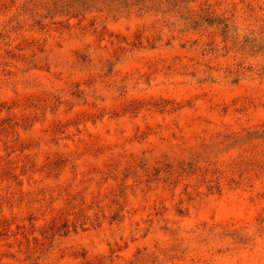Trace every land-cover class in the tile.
Wrapping results in <instances>:
<instances>
[{
    "label": "rangeland",
    "instance_id": "rangeland-1",
    "mask_svg": "<svg viewBox=\"0 0 264 264\" xmlns=\"http://www.w3.org/2000/svg\"><path fill=\"white\" fill-rule=\"evenodd\" d=\"M0 264H264V0H0Z\"/></svg>",
    "mask_w": 264,
    "mask_h": 264
}]
</instances>
